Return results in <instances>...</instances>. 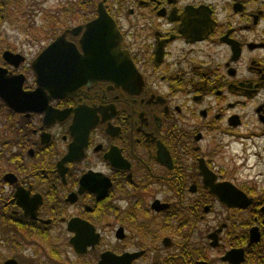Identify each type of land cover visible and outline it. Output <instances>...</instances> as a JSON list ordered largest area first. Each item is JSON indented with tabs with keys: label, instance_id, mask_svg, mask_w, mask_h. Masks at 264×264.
<instances>
[{
	"label": "flooded vegetation",
	"instance_id": "af4514ba",
	"mask_svg": "<svg viewBox=\"0 0 264 264\" xmlns=\"http://www.w3.org/2000/svg\"><path fill=\"white\" fill-rule=\"evenodd\" d=\"M101 2L114 73L29 110L0 94V235L55 232L69 264H264V0H90L28 62L1 48L0 68L36 91V57L78 26L83 53Z\"/></svg>",
	"mask_w": 264,
	"mask_h": 264
},
{
	"label": "water",
	"instance_id": "95a60500",
	"mask_svg": "<svg viewBox=\"0 0 264 264\" xmlns=\"http://www.w3.org/2000/svg\"><path fill=\"white\" fill-rule=\"evenodd\" d=\"M83 27L84 31L79 39L83 53H80L76 46L66 39L68 32L76 33L81 29V26L65 30L39 53L32 64L38 82V88L34 92H23L19 85L21 76L14 80L11 76L5 75L6 71L0 68V88L4 89V93L0 91V94L8 105L22 110L36 108L37 106H33L32 100L39 93H44V89L51 94L61 95L66 93L68 87H75L76 83L82 79H99L116 71L121 51L119 43L114 41L120 39V35L102 2L98 5V16L85 23ZM99 47H109L111 51L107 53L96 51V48ZM114 49H118V53L115 51L118 59L113 58L112 54L110 55ZM4 55L7 58L8 56L18 58V54L13 55L9 51H6ZM87 72H90L91 76H87ZM103 72L106 73L102 74ZM132 72L134 77H137L133 66ZM134 77L133 80L136 79ZM45 98L46 96L44 102ZM19 104L25 106L19 108ZM3 264H17V261L9 258ZM99 264H108V256L106 255Z\"/></svg>",
	"mask_w": 264,
	"mask_h": 264
},
{
	"label": "rangeland",
	"instance_id": "374dc122",
	"mask_svg": "<svg viewBox=\"0 0 264 264\" xmlns=\"http://www.w3.org/2000/svg\"><path fill=\"white\" fill-rule=\"evenodd\" d=\"M0 5L4 12L0 9V50L19 52L27 62L49 42L45 34L56 30L57 35L63 28L81 22L79 8L86 7L87 11L91 6L90 0H0ZM51 235L45 242L37 237L36 245L26 241L19 247L0 235V264L7 258L17 259L19 264H69L64 239L55 232Z\"/></svg>",
	"mask_w": 264,
	"mask_h": 264
},
{
	"label": "trees",
	"instance_id": "16d2710c",
	"mask_svg": "<svg viewBox=\"0 0 264 264\" xmlns=\"http://www.w3.org/2000/svg\"><path fill=\"white\" fill-rule=\"evenodd\" d=\"M1 6V5H0ZM1 9V8H0ZM1 13H4L3 10L1 9ZM6 15H4L5 17ZM3 18V15L1 14L0 16V22L3 21L2 20ZM49 29L46 30V33H49L47 32ZM50 31V30H49ZM56 35V30H51L50 34H45L46 38L50 39V38H53L54 36Z\"/></svg>",
	"mask_w": 264,
	"mask_h": 264
}]
</instances>
